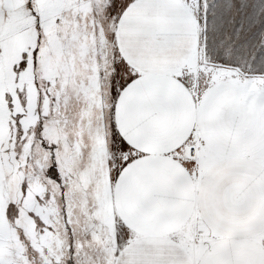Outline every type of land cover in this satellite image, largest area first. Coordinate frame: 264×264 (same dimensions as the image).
Segmentation results:
<instances>
[{
    "label": "snow or ice",
    "instance_id": "6c2138e0",
    "mask_svg": "<svg viewBox=\"0 0 264 264\" xmlns=\"http://www.w3.org/2000/svg\"><path fill=\"white\" fill-rule=\"evenodd\" d=\"M0 264H264V0H0Z\"/></svg>",
    "mask_w": 264,
    "mask_h": 264
}]
</instances>
